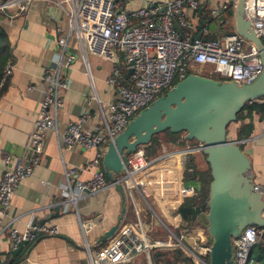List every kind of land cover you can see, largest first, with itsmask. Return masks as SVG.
Segmentation results:
<instances>
[{"label":"built area","instance_id":"1","mask_svg":"<svg viewBox=\"0 0 264 264\" xmlns=\"http://www.w3.org/2000/svg\"><path fill=\"white\" fill-rule=\"evenodd\" d=\"M40 0H0V15L13 20L27 12ZM61 7L68 21L67 37L60 41L65 52L69 43H74L77 53L64 56L66 64L77 57L84 60L88 53L112 61L113 70L107 78L113 98L104 107L99 103L100 120L91 127H85L90 117L82 112L78 119L68 124L63 132V142L68 149H95V157L89 163L93 169L88 181L80 180L84 167H71L67 172L69 183L62 188L63 205L76 201L80 191L92 194L103 193L118 181L125 188L142 185L140 178L156 160L180 152H170L157 159H149L146 145L139 146L128 155V162L118 181L108 182L103 167V157L109 141H113L140 111L149 106L156 97L170 90L173 81L185 79L191 66L204 68L222 76L224 81L252 84L263 72L264 65L256 45L238 32L223 34L217 39L197 38L193 33L195 25L189 9H199L202 0H169L163 3H146L139 8L123 7L128 0H49ZM233 1V6H229ZM238 0H225L213 8V13L235 11ZM163 5L166 7L163 9ZM245 11L255 33L264 45V0H246ZM208 30V29H206ZM60 59L55 73L46 71L47 89L41 100V109L34 130L27 145L28 154L18 162L11 155L3 158L4 173L0 181V221L9 216L12 201L23 179L32 176L35 167L42 162L51 131H59L58 113L64 107L60 93L69 86L60 76ZM87 68L88 63H87ZM125 69V74L123 73ZM133 70V72H131ZM12 73L9 63L0 82V91L6 78ZM184 153H201L203 144L196 141L185 147ZM73 183L75 186H73ZM75 191H77L75 193ZM169 240L152 239L144 228L125 226L120 233L108 241L96 255L89 250L91 264H122L134 261L142 253L153 264L154 248L182 246L193 257L195 264H209L211 243L207 230L197 221L193 227L176 232L169 229ZM11 250L21 243L35 240L37 234H57L55 227L46 223H31L24 232L10 229ZM264 235V228L256 225L246 227L233 240L235 264H251L252 250ZM5 260L0 259V264Z\"/></svg>","mask_w":264,"mask_h":264},{"label":"crops","instance_id":"2","mask_svg":"<svg viewBox=\"0 0 264 264\" xmlns=\"http://www.w3.org/2000/svg\"><path fill=\"white\" fill-rule=\"evenodd\" d=\"M202 1L204 3L199 9H189L195 35L202 31L199 30V11L208 2ZM211 1L222 3L225 0ZM146 3H161V0H128L127 6L123 7L132 8ZM220 19L216 22L222 26ZM1 28L10 36L13 58L10 63L12 73L6 78L0 93V181L4 173L2 162L6 155H11L13 162H18L28 154L27 145L47 89L44 76L47 70L52 73L58 70L61 58L64 62L60 67V76L68 81L69 86L60 93L64 107L58 113L59 131L49 132L42 162L35 167L32 176L21 181L9 216L0 221V259L9 260L12 257L10 229L24 232L31 223H46L55 227L57 234L43 237L25 254L28 243L19 254L22 259L18 263L91 264L89 250L106 245L127 225L143 227L149 237L164 241L169 240L168 228L179 233L180 230L193 227L198 220L188 222L178 213L185 198L194 197L201 188L196 178L188 177V167L195 164L192 159L194 153H182L194 141L186 140L185 134L182 136L185 145L171 142L163 146L159 157L170 152L180 153L156 160L146 176L142 174L140 180L144 183L139 189H129L123 185L120 189L116 184L103 193L75 191L76 201L69 206L63 205L62 188L69 183L68 170L71 167H84L79 178L88 181L93 172L89 163L96 154L95 149H68L63 142V132L70 122L77 120L85 111L90 113L85 127H91L100 120L99 103L105 107L113 98L107 84L113 63L89 52L85 60L79 56L66 64L64 56L68 52L77 53L78 49L71 42L68 52H65L61 45L60 41L68 34V21L63 9L54 1L40 0L13 20L0 19ZM203 33V38L206 34L208 37H221L224 30L217 33L204 30ZM253 122V135L242 145L251 158L255 183L264 188V120L255 115ZM229 138L234 139L233 133L229 132ZM115 177L119 180L122 174ZM185 179L195 183L184 186ZM205 214L203 212L199 216L201 224ZM115 225L117 230L109 240L103 242L107 231ZM259 243L264 244V241ZM143 257L148 259L142 253L134 261L122 264L138 263ZM261 263L264 264V260Z\"/></svg>","mask_w":264,"mask_h":264},{"label":"water","instance_id":"3","mask_svg":"<svg viewBox=\"0 0 264 264\" xmlns=\"http://www.w3.org/2000/svg\"><path fill=\"white\" fill-rule=\"evenodd\" d=\"M168 1L161 0V3ZM245 1H237L233 15L235 31L256 45L264 65V45L251 26ZM217 5L218 2L208 0L199 11V30L202 31L197 38L204 37L207 25L213 33L225 32L224 25L219 26L216 22L224 12L212 11ZM229 6H233V1H229ZM165 7L163 5V9ZM0 19H3L2 15ZM262 97L264 69L248 85L190 74L138 113L113 141H109L103 157L105 173L114 182L118 181L115 175L125 170L128 155L139 146L150 144L155 134L169 129L184 133L186 140L203 144L200 154L205 157L213 178L209 210L205 214L206 230L211 240L209 264H235L233 240L250 225L264 228V188L255 183L251 158L241 148V143L247 139L229 138L230 125L237 120L244 106ZM117 184L122 189L119 181ZM116 230L117 225L100 240H109ZM27 244L25 241L16 250H11L12 257L3 264H13Z\"/></svg>","mask_w":264,"mask_h":264},{"label":"trees","instance_id":"4","mask_svg":"<svg viewBox=\"0 0 264 264\" xmlns=\"http://www.w3.org/2000/svg\"><path fill=\"white\" fill-rule=\"evenodd\" d=\"M227 16L220 19L221 24L225 26L230 19L233 17L234 12L231 8L225 11ZM234 30L231 32L233 33ZM230 33L224 32L223 34ZM13 58V44L11 42L8 32L1 28L0 30V82L4 77V72L9 63L12 62ZM197 73L199 74L198 67L191 66L188 70V75ZM222 76L220 80H224ZM179 82V81H178ZM3 87L1 88L0 93L2 92ZM167 91H164L160 96L165 95ZM159 96V97H160ZM257 115L259 118L264 120V97L258 99L257 101L248 102L242 111L238 114L237 120L232 124H235V127L229 128V132L233 133L234 139H248L253 135L254 132V122L253 117ZM184 133H174L171 130H167L158 134H155L146 148V154L149 159H154L159 157L162 154L163 146L171 144V142H178L180 145H185V139L182 137ZM182 139V141H180ZM241 148L243 145L241 143ZM103 164V162H102ZM191 166V167H190ZM188 167L189 176L196 178L201 183V188L198 190V193L191 198H185L183 204L178 209L184 219L188 222H195L199 220V216L203 212L207 213L209 210V194H210V183L212 181V174L210 168L207 170H201L197 167L196 164L190 165ZM209 166V165H208ZM107 181L110 182V179L107 174ZM46 233L37 234L35 240L29 242L25 254L30 250V248L35 245L43 237L47 236ZM264 241V235L261 237ZM152 258L154 264H195L191 254L182 246L176 247H165V248H154L152 250ZM22 259L21 256H17L14 263L20 262ZM210 257H208V260ZM253 262V259H252ZM13 263V264H14ZM134 264H138L137 262ZM140 264H149L147 258L143 257ZM252 264V263H251Z\"/></svg>","mask_w":264,"mask_h":264},{"label":"rangeland","instance_id":"5","mask_svg":"<svg viewBox=\"0 0 264 264\" xmlns=\"http://www.w3.org/2000/svg\"><path fill=\"white\" fill-rule=\"evenodd\" d=\"M122 4H123V6H127V3H125V2H122ZM226 16H227V13L224 12V14L221 17L223 19ZM233 30L235 31L234 16L230 19V21L227 24H225V32H230L231 33ZM217 38H220V36L208 37V34L205 35V39H217ZM211 69H212L211 66H205L204 68H198L200 75H203V76H207V77H211V78L220 80V77L221 76L219 74H217V73H213L211 71ZM122 71L125 74V69H123ZM178 81H179L178 79H175L173 81V85H175ZM158 97H156V98H158ZM233 127H235V124H232L231 125V128H233ZM192 159H193L194 163L197 165V167L200 168L201 170H207L209 168V166H208V164L206 162L205 157L202 156L200 153L194 154V156H193ZM147 172H149V170L146 171L143 176H146ZM123 173H124V170L122 172H120V173H117L116 175L119 176L120 174H123ZM194 183H195V181H191L190 179H185L183 185L184 186H188V185L194 184ZM205 222L206 221L204 220L203 221V224L204 225L203 224L202 225H203V228L206 229V223ZM209 242L211 243V240L210 239H209ZM106 244H108V242H106ZM103 247L104 246H100L98 248H96V247L95 248H92V251H93L94 255H96V253L101 248H103ZM251 258L253 259L252 264H263L261 262L264 260V244L258 243L254 247V249L252 250ZM140 263H141V260H139L138 264H140Z\"/></svg>","mask_w":264,"mask_h":264},{"label":"flooded vegetation","instance_id":"6","mask_svg":"<svg viewBox=\"0 0 264 264\" xmlns=\"http://www.w3.org/2000/svg\"><path fill=\"white\" fill-rule=\"evenodd\" d=\"M140 112H141V111H140ZM140 112H139V113H140ZM146 146H147V145H146Z\"/></svg>","mask_w":264,"mask_h":264}]
</instances>
